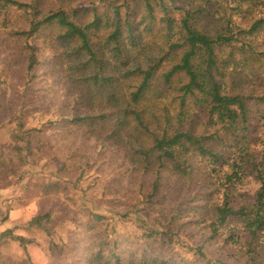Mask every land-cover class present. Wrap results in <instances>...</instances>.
I'll list each match as a JSON object with an SVG mask.
<instances>
[{
    "label": "trees",
    "instance_id": "16d2710c",
    "mask_svg": "<svg viewBox=\"0 0 264 264\" xmlns=\"http://www.w3.org/2000/svg\"><path fill=\"white\" fill-rule=\"evenodd\" d=\"M0 6L30 12L29 27L15 31L26 40L40 32L55 40L67 95L83 111L74 110L71 122L122 149L143 172H155L151 195L162 173L203 177L213 190L179 215L187 210L214 236L224 229L251 264L264 260V0H0ZM28 46L31 72L37 49ZM17 118L12 140L29 148ZM249 178L257 184L252 199L244 193ZM50 183L42 195L60 186ZM50 217L35 216V225ZM142 226L137 238H164L151 222ZM108 234H99L105 237L86 264H222L188 261L171 237L165 245L179 253H120L127 239ZM16 239L26 247L23 236Z\"/></svg>",
    "mask_w": 264,
    "mask_h": 264
},
{
    "label": "rangeland",
    "instance_id": "374dc122",
    "mask_svg": "<svg viewBox=\"0 0 264 264\" xmlns=\"http://www.w3.org/2000/svg\"><path fill=\"white\" fill-rule=\"evenodd\" d=\"M30 20L25 9L0 6V234L3 223L15 222L0 239V264H86L88 252L105 237L99 234L109 233L112 240L111 232L127 239L120 253L173 254L177 251L165 245L171 237L188 261L251 264L224 229L214 236L207 222H196L187 210L179 215L187 205L204 203L212 184L201 176L189 180L162 173L159 191L151 195L155 172H143L122 149L69 120L74 110L83 111L67 95L55 40L42 32L26 40L15 32L27 29ZM29 44L36 46L38 58L31 72ZM17 115L29 148L12 140ZM249 180L244 193L252 199L257 184ZM50 181L60 186L42 195L46 185L52 188ZM46 212L50 220L36 226L34 217ZM143 221L164 231V238H137ZM17 236L28 241L26 247Z\"/></svg>",
    "mask_w": 264,
    "mask_h": 264
},
{
    "label": "crops",
    "instance_id": "0c3cea01",
    "mask_svg": "<svg viewBox=\"0 0 264 264\" xmlns=\"http://www.w3.org/2000/svg\"><path fill=\"white\" fill-rule=\"evenodd\" d=\"M12 223H15L14 221H10L9 222V224H12ZM9 224H7V223H3V225H4V228L3 229H1V231H4V230H7V228H9L10 227V225Z\"/></svg>",
    "mask_w": 264,
    "mask_h": 264
}]
</instances>
